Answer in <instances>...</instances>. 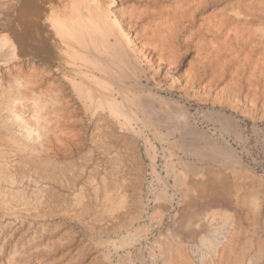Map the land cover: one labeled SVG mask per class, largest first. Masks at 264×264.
<instances>
[{
	"label": "rangeland",
	"instance_id": "374dc122",
	"mask_svg": "<svg viewBox=\"0 0 264 264\" xmlns=\"http://www.w3.org/2000/svg\"><path fill=\"white\" fill-rule=\"evenodd\" d=\"M21 1L0 0V264H264V0H100L145 19L130 66L88 48L82 70L44 24L73 0Z\"/></svg>",
	"mask_w": 264,
	"mask_h": 264
},
{
	"label": "bare ground",
	"instance_id": "6f19581e",
	"mask_svg": "<svg viewBox=\"0 0 264 264\" xmlns=\"http://www.w3.org/2000/svg\"><path fill=\"white\" fill-rule=\"evenodd\" d=\"M71 4L72 5L70 6V8H68L69 3L65 4L64 7H62L60 22L57 24L56 28L55 26H53V34L56 37V41L59 47L64 49L59 52V56L63 59L64 65L65 62H67V68L69 70L75 68H79L82 70V66H86L83 56H86V49L89 48L90 51L92 50L99 52L98 56L102 59L99 61V64L97 63L96 65L95 63L97 67L103 68L104 66L106 67L111 65L114 68H120L130 66L132 62V51L130 50V48H128V40L124 39V35L122 34L121 30L123 21L125 20H128L127 22L129 23L133 22L134 24L135 22L137 23L138 21H140L142 18L141 11L135 10L133 8L120 11L121 17L117 20L113 18L114 15L110 13L109 10L104 11L101 8L102 4L100 3V0H95L93 3H89L86 0H73ZM80 5H82L83 7L81 8ZM141 24L142 23H140L139 26H141ZM70 45L74 46L75 48V52L73 55L75 59L74 62H72V58L67 56L68 54H66V50L71 47ZM77 50L80 51V53L77 52ZM146 56L148 58H152V55H149V53H147ZM93 81L98 84L99 82L100 84L102 82L99 78H93ZM110 81L114 86H118L119 84L125 83V77L123 78V76L118 77L116 75H112ZM81 86L82 84L79 83V88L77 89L79 90L80 88H82ZM123 93L121 91L112 93V95L108 99L113 105L120 106L121 103H124L126 99L124 98ZM135 99L138 101V103L143 102L142 98L139 96H136ZM227 233V230L222 231L219 237L220 244L224 242Z\"/></svg>",
	"mask_w": 264,
	"mask_h": 264
},
{
	"label": "crops",
	"instance_id": "0c3cea01",
	"mask_svg": "<svg viewBox=\"0 0 264 264\" xmlns=\"http://www.w3.org/2000/svg\"><path fill=\"white\" fill-rule=\"evenodd\" d=\"M18 8H19L18 9L19 13L20 12H27V13L32 14L33 16H36L37 15V9L35 7V4L32 5V0H23V1H21ZM51 18L52 17L48 18L47 21L45 20L44 24L46 25V27H48L47 29H48V31H50L53 39H56L55 35L53 34V30H52V27H51L52 25L50 24V21H51L50 19ZM28 25L33 27V34H32V36L35 38V35H36V33H35L36 32V27H34L35 26L34 21L29 22ZM49 36H50L49 33L48 34H45V37H49Z\"/></svg>",
	"mask_w": 264,
	"mask_h": 264
}]
</instances>
